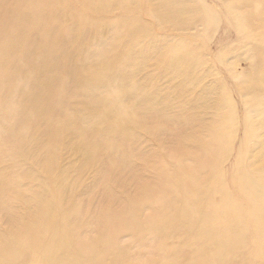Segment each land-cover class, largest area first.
<instances>
[{
	"label": "rangeland",
	"instance_id": "rangeland-1",
	"mask_svg": "<svg viewBox=\"0 0 264 264\" xmlns=\"http://www.w3.org/2000/svg\"><path fill=\"white\" fill-rule=\"evenodd\" d=\"M228 2L229 0H103L100 1L101 5L96 4L89 9L88 3H92L90 0H38L37 3L33 4H31V0H0V81L7 78V69L16 72L18 76L24 75L9 82V85L6 81L4 82L10 88L7 91V107L25 114L15 118V121L20 122L21 126L24 127L21 134L23 140L19 146L7 147L5 153L6 157L11 159L17 153L22 156L13 163L10 160L0 163V169L10 167L11 179L16 184L12 188V194L18 201L5 197V215L4 218L0 217V232L11 228L8 225L7 215H15L19 221H23V231L19 235L20 237L24 235L25 222L34 226L35 231H41L39 220L32 218V221H29L31 211L34 213L35 209L34 207L29 208L27 205L28 195L36 190L34 189L36 186H41V189L35 192L38 194L42 191L43 186L49 187L53 180H58L59 184L66 188L65 196H67L68 205L73 202L87 207L88 204L84 200H92L93 202L90 215L84 218L78 217L79 221L87 222L89 225H80L77 228L73 225V240L68 245L70 251H65L61 260L66 261L64 256L67 252L78 254L77 241L80 248L85 252L84 256L79 258V264H98V260L100 264H103L105 260L106 264H159L163 257L166 260L167 255L170 258L176 254L178 264L186 263L190 251L183 246L187 244V239L191 238L194 227H184L189 222L183 220L172 222L176 211L173 212V209L166 205L163 207L161 216L154 213L157 216H152L146 220L135 232V235L121 230L115 234L109 233V229L105 226L106 235L100 233L103 225L96 221L97 209H99L100 204L105 205L108 202L114 204L115 199L120 203L124 197L135 196L139 193V186L132 177L124 175L125 169L120 165L119 167L114 165L117 173L116 175H109L107 185L109 194L104 195L103 192H96L101 180L108 177V166L104 169L103 166L105 165L103 164L84 165L79 163L85 155L83 152H74L70 148V144L76 141V134L72 130L60 129L55 133L54 141L48 139L47 134L41 129V126L50 129L45 122V116L36 113L34 100L38 87L35 85L34 91H32V83L29 81L34 74L39 78L44 77V72L39 67L37 55L53 57L55 75L51 81L61 87L62 92L59 95L58 103L53 99L46 103L49 109L47 116L51 121H60L64 117L59 110H67L68 116L81 124L82 129L93 132V141L99 150H103L107 143L105 134L100 130L104 121L97 115L85 114L82 105L79 104L78 97L80 96H101L108 90H112L113 86L119 85L129 90L133 99L136 100H134L133 121L140 122L144 127L150 128L152 112L157 110L159 115L162 114L167 118L166 122L170 125L178 118L181 108H183L181 105L185 102L181 101V97L175 94V90H169L167 87L169 84L166 80L156 81L155 87L145 88L142 86L144 76H149L152 80V77L157 73L154 59L143 61L140 71L132 74L126 80L117 81L111 78L112 85L111 83H85V80L75 71L83 70L82 76H85V67L90 62L77 65L73 71L65 57L73 58L75 55L90 52L91 58L93 55V60H103L112 49V38L117 39L121 36L118 39H129L128 31H126L128 25L134 26L135 22H139L146 26L142 30H147L138 35V41H144L148 38L151 51L155 48L167 49L170 46H174L180 51L184 50L185 46L195 47L199 54L197 56L202 61V65L198 69L206 75L203 82L205 86L213 85L218 78L225 92L229 93L233 110L236 113V126L234 132L230 133L234 136V140L230 144L228 149L230 151L226 156L228 162L221 165V169L225 173L219 184L224 185L226 189H216L215 185L209 186L205 190L203 199V191H200V188H197L194 183L200 186L199 181H205L204 179H207L209 175L202 170L199 162H196V177L190 184L185 203L189 201V206L193 208V206L198 207L202 203L204 206L208 202V205L211 204L215 210V221H217L219 210L223 204L222 197L225 199L227 196L229 201L226 204L227 208L224 209L231 208L233 210L241 232L233 257L227 259L226 262L223 260V262L226 264H264V206L254 200L253 192L244 193L242 190L243 180H246L243 175L249 171L243 155L247 148L245 145L247 143L246 138L250 135V126L247 125L243 106L248 103L252 107L264 97V91L251 92L245 86L249 82L257 81L259 75L264 74V65L260 59L254 58L255 55L249 49L241 48L242 43L235 34L224 33L222 23H218L215 27H206L199 12L189 20L185 19V16L192 10L202 6L214 19L212 23L228 22L229 16L223 18V8ZM129 6L132 8L131 10ZM58 7L61 8V11H68L71 16H67L66 19L56 17L60 12ZM165 7L168 11L171 8L173 13L167 12ZM250 8L249 5V10ZM148 11L149 15L146 13ZM249 12L254 13L255 10ZM255 13L250 20V27L254 31L264 32V9ZM88 19L95 20L96 23L90 26L89 32L82 29L80 24L82 20ZM62 30L61 37L70 34L68 43L56 38ZM101 30L104 33L116 35L112 37L113 35L110 34L112 38H107L105 34L102 35ZM97 36L101 38L99 43L94 41ZM41 41L44 42L43 46ZM29 42H33L32 47H27L22 52L24 43L29 46ZM63 48H66L64 52ZM55 49L62 51L57 60L50 51ZM112 71L113 73L117 72L116 69L111 68L110 72ZM38 84H42L41 80ZM238 84L244 90L238 87ZM51 92H48V96H56ZM40 99L46 101L49 97ZM235 102L240 104L243 109L240 106L237 108ZM19 103L30 105L20 110ZM59 104L63 108H59ZM5 105V97L0 93V106ZM11 115L10 113L6 121L10 124L13 123L14 118ZM10 117L11 120L9 121ZM166 126L163 124L162 129L157 132L141 129L136 135H133V139L130 134L126 133L125 129L121 133L127 136L126 140H131L125 145V148L129 147L126 163L134 165L139 162L137 169L144 182H154L157 178L155 168L164 166L169 162L170 147L176 141L167 139L168 132L163 129ZM1 129L2 124L0 123V132ZM11 134H16V130H12ZM33 135H39V138H32ZM43 138L47 140L45 141ZM261 138L264 140V130ZM38 140L41 141L42 146H34L36 149L34 153L45 151L35 157L36 165L27 155L33 146L28 147L26 144ZM162 141L164 146H161ZM185 148L187 151L197 152L196 148L187 145ZM151 154L158 155V159H150L148 165L147 162L143 165L138 160L139 157L145 160L146 156L150 157ZM186 162L189 163L190 161ZM63 172L67 178L64 177ZM26 175H30L32 179L26 180ZM262 177L256 186L264 187ZM256 180L258 182L257 178ZM205 188L206 183H204ZM256 192L264 194V191L258 187ZM23 193L25 197L20 200L19 197ZM142 208L140 215L144 219L151 210L156 208V203L149 206L142 205ZM114 211L110 206L104 209V213ZM229 217L232 218L230 214ZM224 225L225 228H230L231 223L227 222ZM106 240L109 241L104 246ZM143 241H146L145 244H142ZM164 249L165 252H163ZM20 250L22 251V258L17 260L18 264H32L35 261L34 256L31 255L30 261V254L24 249Z\"/></svg>",
	"mask_w": 264,
	"mask_h": 264
},
{
	"label": "bare ground",
	"instance_id": "bare-ground-1",
	"mask_svg": "<svg viewBox=\"0 0 264 264\" xmlns=\"http://www.w3.org/2000/svg\"><path fill=\"white\" fill-rule=\"evenodd\" d=\"M100 1L103 0H90L92 3H88V8L90 9L96 4L101 5ZM37 2L38 0H31V4ZM255 3H257L256 6ZM123 4L125 3L123 2ZM249 5L251 6L250 10L254 9L255 12H260V10L264 9V0H229L223 8V18L230 17L228 22L222 21L212 23L214 19L202 6L201 8L192 10L185 16V19L189 20L199 12L203 19V24L206 27H215L218 23H222L224 33L235 34L236 38L242 43L241 48L249 49V51L255 55L254 58L257 60L260 59L264 65V32L254 31L250 27V20L256 13L249 12ZM129 8L130 10L132 9L130 6ZM58 10L60 12L56 17L66 19L67 16H71L68 11H61L60 7H58ZM165 10L167 12L170 11L171 14L173 13L171 8L168 11L165 7ZM146 13L149 15V11ZM170 22H172V20H170ZM138 23L139 22H135L134 26L128 25L126 31H128L129 39L127 40L123 38L118 39L121 36L117 37L118 40L114 39L112 37L116 34L104 33L101 30L102 35L105 34L107 38H112V49L103 60H93V55L91 58L90 52L81 53L78 56L75 55L73 58L65 57L69 61L73 71L77 65L83 62H90V64L85 67V76H82L83 70L75 71L85 80V83H111L112 85L111 78L117 81L126 80L132 74L140 71L143 61H152V59H154L157 73L152 77V80L149 76H144L142 86L145 88L149 86L155 87L156 81L161 80L162 82L166 80L167 84H169L167 86L169 90H175V94L179 95L181 101L185 102V104L182 103L181 105L183 108H181L178 118L169 125L164 115H159L157 110H153L150 128L144 127L140 122L136 123L133 121L135 99H133L132 93L129 90L119 85L113 86L112 90H108L101 96H80L78 97L79 104L82 105L85 114L97 115L104 121L100 130L105 134L104 136L107 139V143L103 150H99L93 141V132H91V130L82 129L81 124L75 122L68 116L67 110H59L64 117L63 120L51 121L48 118L49 109L46 103L51 99L58 103L60 99L59 95H61L62 90L61 87L57 86V84H53L51 81V78L55 75L54 58L50 56L42 57L38 54L37 59L39 67L40 70H43L44 77L39 78L34 74L33 78L29 81L32 83V91H34L33 87L35 85L38 87V91L35 92L34 100L36 113L45 116V122L50 128L47 129L41 126V129L47 134L48 139L53 141L55 133L60 129L74 131L76 134V141L70 144V148L74 152H83L85 155L79 163L84 165L103 164L105 165L103 166L104 169L108 166V177L107 179L104 178L105 180H101L96 192H103L104 195L109 194L107 189L109 175H116L115 166L119 167V165L125 169L124 175L132 177L134 179L133 181L138 184L140 191L135 196L124 197L120 203L115 199L114 204L109 202L105 205L100 204L99 209H97L96 221L103 225L100 229L102 235H106L105 227L109 229V233L112 232L115 234L121 230L135 235V232L146 220L152 216H161L163 207L166 205L172 208L173 212L176 211L173 215L174 218L172 222L175 220H183L189 222L184 227H194L191 238H188L187 244L183 246L190 251L185 264H226L223 260L226 262L227 259L233 257L241 232L239 222L233 210L231 208L227 210L224 209L229 198L226 196L225 199H223L222 197L223 204L219 210L217 221H215V210L211 204L208 205V202L204 206L202 203L198 207L193 206V208H191L189 206V201L186 203L185 201H187L190 184L193 183V179L196 177V162H199L198 164L201 165L202 170L209 175L207 179H204L205 181H199V183H201L200 186L194 183L197 188H200V191L204 192H202L203 199L205 190H207L209 186L215 185L216 189H226L224 185L219 184L221 177H223L225 173L222 171L221 165L228 162L226 156L229 154V146L234 140V136L230 133L234 132L236 126V113L233 110L230 95L225 92L218 78L213 85L205 86L203 82L206 75L203 72L201 73L198 69L202 65V61H200L197 56L199 54L195 47L185 46V49L180 51L176 47L170 46L167 49L162 50L155 48L151 51L148 38L144 41H138L137 39L138 35L147 30H142L146 26L142 23ZM80 24L82 29L89 32L90 26L96 23L95 20L88 19L82 20ZM62 32L63 30L56 38L68 43L70 34L66 37H61ZM110 34L113 36L111 37ZM98 37L99 36L94 40L96 43H99L101 40V38ZM41 44L43 46L44 42L41 41ZM32 45L33 42H29V46L24 43L22 52H24L27 47H32ZM39 50H41V47H39ZM65 50L66 48H63V52ZM50 51L55 55L56 60L62 54V51L59 49ZM219 61L223 62L222 60ZM111 68L116 69L117 72H110ZM7 70L8 79L4 78V81H6L8 85L12 80L24 76H18L16 72H11L9 69ZM40 80L42 82L41 85L38 84ZM4 81H0V93L4 95L6 100V105L0 106V123L2 124L0 132V163L6 160H10L11 163H13L20 159L22 155L17 153L13 159L6 157V148L10 146H19L23 140L21 134L24 131V127L21 126L20 122H16L15 118L25 114H21L22 112H17L7 107V91H9L10 88L7 87ZM238 87L243 89L239 84ZM245 87L251 92L264 91V74L261 76L259 75L257 81L247 83ZM50 91H52L51 94L56 96H48V92ZM43 97H49V99L43 101L40 99ZM29 105L30 104H18L20 110H23ZM239 106L242 108L240 104L236 103V107L238 108ZM59 108L63 107L59 104ZM243 108L247 125L250 126V135H246L247 143L245 145L247 148L243 155V158L246 160L247 170L249 171L243 175L246 177V180H243L242 190L244 193H247V191L253 192L254 200L257 203H262L264 206V194L256 192L257 187L264 191V187L259 185L256 186V184L260 183V177L262 176V181L264 182V140L261 138L264 130V97L252 107L246 103ZM10 113L12 114L11 117L14 116L13 123L11 124L6 122ZM163 124L167 125L166 128H163L168 132L167 139L175 140L176 143L172 144V147H170L171 156L168 160L169 162L164 166L161 165V167L155 168L157 178L154 182H144L137 169L139 162L134 165L126 163L129 147L125 148V145L131 140H126L127 136L121 133L125 129L126 133L130 134L133 139V135H136L141 129L157 132L162 129ZM12 130H16L17 135L11 134ZM37 137L39 138V135L32 136V138ZM40 140H42V138H40ZM40 140L31 142V144H26L28 147L33 146L29 149L27 155L36 165L37 161L35 157L45 151L42 150L34 153L36 151L34 146H42ZM43 140L46 141L47 139L43 138ZM185 145L196 148L197 152L187 151ZM161 146H164L163 141ZM150 159L157 160L158 155L151 154L150 157L146 156L145 160L141 157L138 158L143 165L146 162L148 165ZM186 161L190 162L187 163ZM173 162H175V166ZM63 174L64 177L67 178L64 172ZM11 175L10 167L0 169L1 218H4L5 215V197L16 201L12 194V188L16 184L11 179ZM26 176V180L32 179L30 175ZM204 183H206L205 189ZM34 189L36 190L28 195L27 205L29 208L34 207L35 209L34 213L31 211V219L29 221L31 222L32 218L39 220L42 230L35 231L34 226L25 222L24 235L20 237L19 235L23 231V221H19L15 215L8 216L6 214L8 225L11 228L0 232V264H18L17 260L22 258V251L20 249H24L30 254V261L32 256L35 257V261L32 262V264H79V258L81 256L83 257L85 252L80 248L77 241L78 254L67 252L64 256L66 261L61 260V258L63 253L68 250V245L73 240V225L76 226L75 228L80 227V225H89L87 222L79 221L78 217L81 216L84 218L90 215V211L93 207L91 206L93 205L92 200H84V202L88 204L87 207L73 202L68 205L66 200L67 196H65L66 188L64 185L61 186L58 180H53L49 187L47 185L43 186L42 191L38 194L35 192L41 189V186H36ZM24 197L25 194L23 193L19 198L23 200ZM39 203L41 204L39 205ZM154 203H156V208L151 210L144 219L141 218L140 212L143 209L142 205L149 206ZM109 206L115 211L104 213V209ZM154 213L157 215H154ZM229 214L232 218L229 217ZM227 222L231 223L230 228H225L224 224ZM216 223H219V225H216ZM108 241L109 240L105 241L104 246H106ZM145 242L146 241H143L142 244H145ZM163 252H165V249ZM164 258L165 257L160 259L159 264H178L177 254L170 258L169 255H167L166 260H164ZM98 264H100L99 260ZM103 264H106V260Z\"/></svg>",
	"mask_w": 264,
	"mask_h": 264
}]
</instances>
